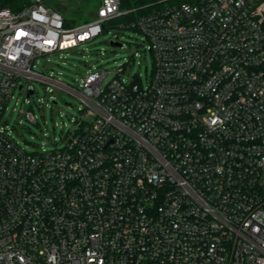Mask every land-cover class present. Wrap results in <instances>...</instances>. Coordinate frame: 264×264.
<instances>
[{"label":"built area","instance_id":"obj_1","mask_svg":"<svg viewBox=\"0 0 264 264\" xmlns=\"http://www.w3.org/2000/svg\"><path fill=\"white\" fill-rule=\"evenodd\" d=\"M150 6L121 24L148 41L147 84L91 70L78 87L35 63L135 9L100 0L71 25L45 0L0 7V264H264V0ZM32 80L83 104L58 148L3 121Z\"/></svg>","mask_w":264,"mask_h":264},{"label":"rangeland","instance_id":"obj_2","mask_svg":"<svg viewBox=\"0 0 264 264\" xmlns=\"http://www.w3.org/2000/svg\"><path fill=\"white\" fill-rule=\"evenodd\" d=\"M45 3L61 12L69 24L79 25L95 18L100 0H45ZM112 40L122 45L114 47ZM35 64L36 70L46 74L53 72L57 79L75 87L91 70L108 71L103 86L118 74L128 83L138 80L146 85L154 65L144 34L132 27H121L119 23H108L104 32L93 40L68 51L40 57ZM30 84L35 92L26 96L28 83H24L23 89H17L3 121L7 122L14 139L28 151L58 148L74 121L82 117L83 104L60 88L54 87L51 92L38 80ZM28 111L35 115V122L27 118Z\"/></svg>","mask_w":264,"mask_h":264},{"label":"trees","instance_id":"obj_3","mask_svg":"<svg viewBox=\"0 0 264 264\" xmlns=\"http://www.w3.org/2000/svg\"><path fill=\"white\" fill-rule=\"evenodd\" d=\"M159 1L161 0H121V7L123 9H135V11L110 20L108 23L125 24L133 19L136 15H139L151 8V4H157ZM30 2L31 0H0V7H9L13 10H19L29 5ZM108 23L105 24V29Z\"/></svg>","mask_w":264,"mask_h":264},{"label":"water","instance_id":"obj_4","mask_svg":"<svg viewBox=\"0 0 264 264\" xmlns=\"http://www.w3.org/2000/svg\"><path fill=\"white\" fill-rule=\"evenodd\" d=\"M111 45L114 46V47H115V46H121L122 43H120V42H118V41H116V40H112V41H111Z\"/></svg>","mask_w":264,"mask_h":264}]
</instances>
